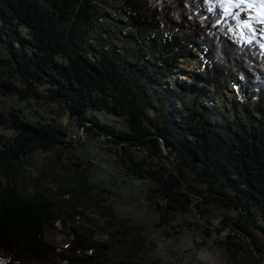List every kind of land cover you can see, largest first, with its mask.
I'll list each match as a JSON object with an SVG mask.
<instances>
[{"label": "trees", "instance_id": "16d2710c", "mask_svg": "<svg viewBox=\"0 0 264 264\" xmlns=\"http://www.w3.org/2000/svg\"><path fill=\"white\" fill-rule=\"evenodd\" d=\"M188 61L197 69L179 82L174 70ZM18 81L21 99L64 107L76 135L87 124L86 139L104 138L127 175L149 184L143 198L165 237L218 234L227 264H264V41L226 0H0V264H142L131 236L132 254L117 252L120 239L75 227L65 245L49 241L58 222L101 201L83 160L65 168L56 197L40 189L58 171L44 165L31 178L36 153H58L66 165L69 129L7 105ZM228 89L234 98L224 103ZM215 205L221 226L210 219Z\"/></svg>", "mask_w": 264, "mask_h": 264}, {"label": "rangeland", "instance_id": "374dc122", "mask_svg": "<svg viewBox=\"0 0 264 264\" xmlns=\"http://www.w3.org/2000/svg\"><path fill=\"white\" fill-rule=\"evenodd\" d=\"M226 1L228 4L230 2L228 12L232 10L239 11L245 23L251 26L254 37L264 41L262 22L253 14L255 9L259 7L258 3L248 2L242 4L243 0ZM234 5H237V7ZM195 62H183V64L176 66L174 77H177L179 82H188V76L197 69ZM13 74V77H15V73ZM17 83L18 87L13 90L15 97H8L7 105L20 107L24 114L30 118L34 116L48 121L55 118L69 129L67 141L70 143L67 145L68 149L60 158L62 162H66V165L56 163L59 161L58 153H36L31 158L32 165L27 167L31 178L37 177L44 165L48 166V169L53 168L58 171L57 180L44 184L40 189L45 192V186H49L52 188L49 195L56 197L66 185L65 181L69 171L65 168L71 167L75 171L78 168L73 162L83 160V163H81L82 167L89 169L91 166L94 171L91 179V183L94 184V190L92 191L93 200L101 201L98 206L92 204L94 201L91 203L86 202V205L79 206L78 209L84 212L83 215L77 214L75 216L76 220H68L66 226L58 222L55 230L48 234L49 241L56 245H65L71 239L70 227H75L88 234L92 239L105 241H111L113 237L120 239L119 243L122 249H118V253L132 254L134 245L124 239H128L130 236L135 238L136 242L139 243L135 248L139 253L136 260L142 264H153L155 262L162 264H227V258H225L223 250L214 243V240L219 238L218 234H214L212 238L207 239L208 241H204L206 237L202 231L201 233L194 229L189 230L186 228L178 237H165L163 232L155 227V214L149 209L143 198L144 189L149 184L127 175L116 156L107 152L104 138L92 137L86 139L84 125L87 124L79 127L80 129L82 128L81 130L79 129L82 134L80 132L81 136H77L74 122L64 107L56 104L47 105L42 103L41 100L21 99V97L25 96L23 95L25 92L21 90L23 85L19 81ZM1 90L4 89L2 88ZM241 90L240 86H237L236 96ZM224 93L225 97L222 98L221 96L220 99L223 102L227 96L230 100L234 98L229 89ZM239 97L236 99H245L244 91L239 94ZM187 101L190 102V98H187ZM95 114L102 121L120 125V118L118 117L105 114L104 112H95ZM91 115L93 114L91 113ZM88 164L90 165L89 167ZM23 188L26 195L34 194L35 188L29 181L25 182ZM69 196V194H62V197L66 199L71 197ZM203 205L206 206L205 204ZM222 207L221 205L214 206L215 212L219 214L213 213L210 218L214 226H221L222 217L220 216V211H222ZM200 216L197 215L192 220L199 224V227L203 230L206 225L209 227V224L205 218ZM128 231L131 232V235L128 234L129 236H126L125 233H128ZM260 232L261 235L264 234V232ZM138 245L142 246V248H139Z\"/></svg>", "mask_w": 264, "mask_h": 264}, {"label": "bare ground", "instance_id": "6f19581e", "mask_svg": "<svg viewBox=\"0 0 264 264\" xmlns=\"http://www.w3.org/2000/svg\"><path fill=\"white\" fill-rule=\"evenodd\" d=\"M258 3L259 7L257 9H255L254 11V15L262 22V26L264 27V15H262V6L264 3L261 2V0H243L242 4H245V3Z\"/></svg>", "mask_w": 264, "mask_h": 264}, {"label": "water", "instance_id": "95a60500", "mask_svg": "<svg viewBox=\"0 0 264 264\" xmlns=\"http://www.w3.org/2000/svg\"><path fill=\"white\" fill-rule=\"evenodd\" d=\"M164 148H165L166 154H169V148L167 146H165ZM233 225L235 226V221H233ZM249 239H250L251 243H253L255 245V243L253 242V240L250 237H249Z\"/></svg>", "mask_w": 264, "mask_h": 264}, {"label": "snow or ice", "instance_id": "6c2138e0", "mask_svg": "<svg viewBox=\"0 0 264 264\" xmlns=\"http://www.w3.org/2000/svg\"><path fill=\"white\" fill-rule=\"evenodd\" d=\"M262 3H264V0H261ZM262 15H264V12H262Z\"/></svg>", "mask_w": 264, "mask_h": 264}, {"label": "built area", "instance_id": "2783aa9c", "mask_svg": "<svg viewBox=\"0 0 264 264\" xmlns=\"http://www.w3.org/2000/svg\"><path fill=\"white\" fill-rule=\"evenodd\" d=\"M81 134H82V132H81ZM78 136V135H77Z\"/></svg>", "mask_w": 264, "mask_h": 264}]
</instances>
